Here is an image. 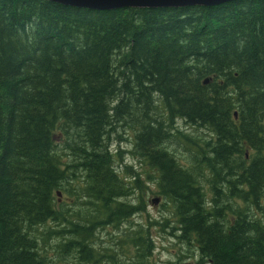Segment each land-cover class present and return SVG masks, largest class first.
Returning <instances> with one entry per match:
<instances>
[{"label": "trees", "instance_id": "16d2710c", "mask_svg": "<svg viewBox=\"0 0 264 264\" xmlns=\"http://www.w3.org/2000/svg\"><path fill=\"white\" fill-rule=\"evenodd\" d=\"M180 119L210 132L190 166L166 146ZM121 123L199 264H264V0L111 10L0 0V264H57L29 233L50 222L67 224L53 233L79 264H151L145 223L119 248L95 246L100 228L142 210L124 200L146 188L140 172L124 164L122 179L109 147ZM62 191L90 199L89 216L69 219Z\"/></svg>", "mask_w": 264, "mask_h": 264}, {"label": "rangeland", "instance_id": "374dc122", "mask_svg": "<svg viewBox=\"0 0 264 264\" xmlns=\"http://www.w3.org/2000/svg\"><path fill=\"white\" fill-rule=\"evenodd\" d=\"M161 111V109H159ZM157 111V112H160ZM159 116V114H154ZM174 129L175 137H172L170 141L166 143V146L175 153L176 157L181 163L190 166L197 160L196 154H198V148L195 143L203 145V141L210 138V132L200 126L191 125L184 120H178ZM116 130L111 134V140L109 141V147L111 151L117 156L116 165L119 170V175L124 180H130V172H124V164L132 166L133 170L140 172V183H145L146 188L142 190H135L131 188V194L125 197L124 200L133 202L134 204L140 203V212L130 218L126 222H122L119 227L106 226L100 228L96 232L95 239H98L95 246L98 249L104 250L105 248H119L115 246L120 237L126 230L131 229L133 226L147 224L150 225L147 229L151 231L153 239L156 244V249L151 258V264H182L189 262L192 264H199L201 256L199 249L195 242H181L177 237L172 235V226H175L176 217H174L171 208V204L166 203L165 198L159 194L157 177L158 172L147 164H141V161L137 158V154L132 150L134 149L133 129L129 128L126 123L117 124ZM183 137H187L190 140L187 142ZM60 153L63 155V159L71 157V151L69 149H63V142L58 143ZM63 149V150H62ZM250 159V158H249ZM201 170V184L203 185L206 196L211 199L213 195L211 192V175L209 172ZM151 176V179L148 177ZM126 178V179H125ZM76 183V182H75ZM73 182L72 185H75ZM62 190V189H60ZM60 196V202L64 205V209H69V219L83 218L89 216V213L93 210L92 201L87 197H78L75 194H69V191H62ZM154 198H160L159 203L153 202ZM262 213L260 210L252 208L251 214ZM68 227L66 223L50 222L45 225L36 227L34 231H29L30 235L38 238L39 247L42 252L48 257L55 260L57 264H79L78 260H75L73 256H77L76 251L69 253L64 252L63 244L59 238L53 233L55 230H61ZM119 242V241H118ZM121 251V249H118ZM103 264H109L105 261ZM150 264V263H149ZM200 264H210L209 262H202Z\"/></svg>", "mask_w": 264, "mask_h": 264}, {"label": "water", "instance_id": "95a60500", "mask_svg": "<svg viewBox=\"0 0 264 264\" xmlns=\"http://www.w3.org/2000/svg\"><path fill=\"white\" fill-rule=\"evenodd\" d=\"M61 4L91 9H117L124 7H185V6H212L235 0H50ZM60 194V193H59ZM160 198H154L155 204ZM182 264H191L185 262Z\"/></svg>", "mask_w": 264, "mask_h": 264}]
</instances>
